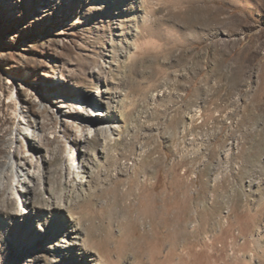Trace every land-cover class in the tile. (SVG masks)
<instances>
[{"label": "rangeland", "instance_id": "obj_1", "mask_svg": "<svg viewBox=\"0 0 264 264\" xmlns=\"http://www.w3.org/2000/svg\"><path fill=\"white\" fill-rule=\"evenodd\" d=\"M104 96L123 128L93 183L97 222L126 227L142 264H264V0H0V161L13 136L29 154L35 118L50 160L32 226L0 190V264H60L70 237L37 229L51 194L82 211L62 169ZM101 142L86 157L104 162Z\"/></svg>", "mask_w": 264, "mask_h": 264}, {"label": "bare ground", "instance_id": "obj_2", "mask_svg": "<svg viewBox=\"0 0 264 264\" xmlns=\"http://www.w3.org/2000/svg\"><path fill=\"white\" fill-rule=\"evenodd\" d=\"M124 51L125 49L120 50V52ZM107 98L104 96L99 100H87V106L100 109L95 112V115L87 117L85 114L83 117L78 118L80 121L79 124L85 128V132L73 142L75 146L80 144L82 148H76V157L71 158L67 168L65 167V169H62L63 172L67 170L69 178L67 180V186L73 187L72 190L75 192V195L80 197L82 194L85 195L82 205L78 206L80 211L82 210L79 213L83 215L76 217V214L78 215L79 213L70 211L69 208L71 206L67 203L66 198L58 199L59 197L56 198V196L51 194L49 197V206L52 212L51 218L54 221L52 222L46 219L45 225L37 229L39 233H37L36 236L39 238L40 242H44L46 238H53V235L56 234L57 231L70 237V240H65L63 244L57 243L55 245L56 251L54 256L57 257V262L60 264H123V259L127 251L132 253V264H142L139 247L137 243L133 242L130 236H128L126 227L122 229V234L118 238L116 237V239L109 228L97 222L100 212L95 210L94 214L92 211V209L95 208L93 206L94 200L102 193H98V186L96 188L93 185L94 180L96 176L97 181L103 180L105 169L109 168L111 165L108 163V159L110 158L109 148L115 145L116 141L120 140L122 137L123 126L118 116H116L115 111L111 110V107H108L110 105V100H107ZM18 117H23L21 112L18 113ZM19 124H22L21 119ZM40 124V121L35 118L31 120L28 128L23 129L26 130L25 141L29 148V154L26 153L22 157L17 154L19 149L17 143L23 142V140L18 136H13L7 143L6 148L8 151L6 156L0 161V190L6 189L8 192L11 189L12 196H15L17 200H23V202L21 201L23 206L19 208V212L21 213H18L17 216H21L25 225L28 227L32 226L33 221L40 217L39 210L35 211L34 208L29 205L30 202L35 199L37 191L46 190L44 184L46 183L47 176L46 172H44V166L50 163V160L41 159V161H39L37 159V153H39L40 149L36 143L43 141V135L41 134L42 126ZM19 129L22 130L21 127ZM12 135H14V133ZM94 137H99L100 141H102L101 157L105 158L104 162L100 159L98 161H96V159L92 161L86 157L88 145ZM49 157L47 152L46 158L48 159ZM33 162H35V167L33 166ZM96 164H98V167H102V173H96ZM69 182L72 183L71 185L73 186H70ZM144 185L145 184L142 185L141 189L145 188ZM86 186L87 189H85ZM98 190L100 191V189ZM84 212H86V215H84ZM66 213L69 220L65 218ZM85 221L87 224L84 228L81 226V223H85ZM136 226L137 224H133L134 231ZM144 239L145 235L139 237L141 241ZM112 255H115V259L112 258Z\"/></svg>", "mask_w": 264, "mask_h": 264}]
</instances>
